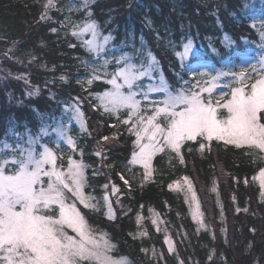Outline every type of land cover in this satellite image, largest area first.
Instances as JSON below:
<instances>
[{"label": "trees", "instance_id": "trees-1", "mask_svg": "<svg viewBox=\"0 0 264 264\" xmlns=\"http://www.w3.org/2000/svg\"><path fill=\"white\" fill-rule=\"evenodd\" d=\"M56 2L48 12L51 19L41 21L47 0H0V141L10 128L36 131L60 115L64 104L80 99L89 126L73 132L87 163L86 191L102 204L104 192L117 187L112 194L115 217L106 216L101 205L84 213L91 226L108 233L114 254L127 255L128 264H264V198L254 179L264 167L263 151L216 139L203 149L198 138L185 141L179 155L170 149L157 154L152 178L142 182V167L131 161L134 134L120 117L99 106L97 94L107 83L87 82L93 58L68 33V15L83 19L85 10L74 8L71 0ZM90 8L100 27L113 34V44L132 49L145 36L174 65L175 50L189 37L202 40L204 55L219 62L230 53L221 41L223 31L238 36L251 30L253 13L264 11V0H94ZM211 40L224 56L209 49ZM33 90L38 94L28 95ZM184 176L200 187L206 214L217 222L216 235L196 231L183 195L169 187ZM214 188L221 206L211 193ZM150 207L172 228L175 253L145 214ZM140 213L145 215L141 225ZM140 227L147 236L138 234ZM152 245L159 251L156 257L150 253Z\"/></svg>", "mask_w": 264, "mask_h": 264}, {"label": "snow or ice", "instance_id": "snow-or-ice-1", "mask_svg": "<svg viewBox=\"0 0 264 264\" xmlns=\"http://www.w3.org/2000/svg\"><path fill=\"white\" fill-rule=\"evenodd\" d=\"M88 2L89 0H83L82 7L87 8ZM52 8H56L55 0H47L44 5L45 11L40 16L41 21L51 19L48 12ZM91 15L89 11L88 17L90 18ZM71 23L79 28V31H72V36L82 38L87 33L91 34V39H82L81 43L88 52L96 56H101L105 46L113 39L111 33L101 34L95 20L88 19L82 26L77 25L76 22ZM50 31L56 33L57 29L51 28ZM224 42L230 43L227 35L224 37ZM69 47L74 48L76 45ZM182 48L183 51L177 52L176 55L183 61L193 52V39L187 38ZM146 58L148 60L146 65L143 63L136 65L132 63L130 54L125 53L120 56L116 63L117 65L122 63L123 67L118 66L111 74V79L106 81L113 86V90L103 93L100 97L105 103V111L115 113L119 108L126 107L129 110V119H132L133 114L136 116V122L132 124L130 130L135 132L134 143L139 146V152H133L132 162L141 163L148 170L152 155L156 151L163 152L165 149H170L179 155L183 142L196 141L198 137L207 141L213 139L225 141L237 146L250 144L264 149V123L260 122L264 120V55L258 61L260 68L255 64L250 65L251 73L248 77L245 76L247 69L239 73H218L217 76L212 77L215 81L221 76L232 75L241 82L240 87L231 88L229 100L223 104L217 101L215 106L210 98L206 99L202 95L206 92L210 96L215 87L214 83L202 87L199 80L194 85L185 81L184 85L173 93L168 90L161 77L158 86L155 84L149 86L147 91L141 89L137 81L144 77L155 81L153 72L160 71L156 57L150 50L146 52ZM108 63H110L108 59H103L102 66L106 69ZM252 73L259 75L260 78L246 93L243 82L250 78ZM104 75L107 76L109 73L105 71ZM195 75L196 73L193 72L194 77ZM61 79L65 77L62 76ZM100 79L101 76L93 75L87 82L91 84L93 80ZM119 80L123 83H119ZM125 86L126 93L121 91ZM195 88H199V91H195ZM153 92H165L166 95L163 101L152 102V115L145 118L138 112L140 101L136 97L142 95L148 100ZM28 95L33 93L29 92ZM220 95L222 98L225 93ZM219 108L226 109L227 115L221 116L218 113ZM75 115L83 123V114L79 109H76ZM161 119L164 121L163 125ZM124 123H128V120ZM145 138L147 143H140ZM103 139L107 141L109 138L103 137ZM68 143L75 146L71 138H68ZM200 147L203 149L205 145L201 144ZM23 151L21 149V156ZM96 155L99 156L100 152ZM181 162H183L182 156ZM45 164H52L53 168L45 171L43 167ZM9 166L13 169L10 174ZM70 170L75 178L78 192L84 178L83 165L72 161ZM150 175L151 172L147 171L145 179ZM44 176L49 177L47 189L42 186ZM62 176L63 174L55 169V156L47 148L40 153V159H36L31 151L27 152V159L19 158L15 153L12 154L11 159H0V264H83L84 261L89 260H95L98 264H110L109 259L102 255L99 243L92 237L80 212L74 206L70 211L65 210L61 189L69 188V185L64 182ZM260 177L264 178V169H261ZM113 191L115 192L116 189L113 188ZM104 199L107 203V195ZM81 203H84L83 199ZM53 204L60 205L59 218L38 214L42 208H48ZM85 207H94V205L85 203ZM108 208L110 218H113L110 204ZM140 219L141 217L138 216V223ZM65 225L77 236L67 235L63 231ZM145 234L141 233V235ZM104 247L105 249L109 247L106 240ZM169 250H172L171 246Z\"/></svg>", "mask_w": 264, "mask_h": 264}, {"label": "rangeland", "instance_id": "rangeland-1", "mask_svg": "<svg viewBox=\"0 0 264 264\" xmlns=\"http://www.w3.org/2000/svg\"><path fill=\"white\" fill-rule=\"evenodd\" d=\"M66 1V0H65ZM70 1V0H68ZM73 2L74 8H80L85 10V16L83 19H79L74 17L73 15H68L69 23L71 26L68 29V33L71 35L72 31H79L78 27H74L71 22H76L77 25L83 24L88 19L95 20L99 26V31L102 35H108L110 32L104 31L98 21L93 17H88V12H91L90 4L94 0H89L88 7H82L83 0H71ZM56 2V0H55ZM57 3V2H56ZM255 2L248 1V6L254 7ZM71 18V20H70ZM250 27L252 28L249 31L244 32L241 35H234L230 31L224 30L222 35V44L225 47V50H230V53L223 59H220L219 62H214L210 58L206 57L203 53L202 47L203 41L199 40L194 41V48L193 52L189 54V56L185 60H181L180 57L176 55L177 52H182V44L186 41L182 42L180 47L175 50V62L174 65L169 64L168 60L162 58L160 54L149 44L148 39L145 36H140L139 43L132 45V49H128L126 47L127 44L115 45L113 44V34L111 33L113 39L109 41L108 45L105 46V51L102 53L101 56H96L93 53L91 54L92 65L91 67L94 69L93 74L89 76V79L92 78L93 75L101 76V79L104 83L111 79V74L115 72L116 68L123 67V64L117 65L116 60L125 53H128L132 57V63L136 65L140 64H147L148 60L146 58V52L148 50L156 57L158 62V67L160 71L153 72V76L156 78L155 81L150 80L148 77H144L141 80L137 81V84L140 86L141 89L147 91L149 86L152 85H159V79L162 77L168 90L175 93L178 91L183 85L185 81L190 82V84H195L197 80L200 81L202 87H208L211 83L215 84L213 92L209 96L208 93H202V95L207 99L210 98L213 102V105H216V102L219 101L220 104H223L227 100L231 98L230 92L231 88L233 87H240L241 82L232 75H225L221 76L219 79L213 81L212 77L217 76L218 73H239L245 69V76L248 77L249 73H251L250 65L255 64L257 68H260L259 59L262 55H264V11L259 9L257 12L253 13V19L250 22ZM225 35L228 36L230 43L224 42ZM72 36V35H71ZM74 37V36H73ZM77 42L81 45L82 39H91V34L87 33L82 38L81 37H74ZM143 38V43H142ZM83 46V45H82ZM84 47V46H83ZM209 49L214 52L220 54V56H224L223 52L220 50L219 44L216 40H211L208 43ZM85 48V47H84ZM103 59H108L110 63H108L106 69L102 66ZM89 59H86L85 62L88 63ZM107 71L109 75L105 76L104 72ZM186 71V73H185ZM193 72L196 73L195 77L193 76ZM259 75L252 73L250 78L245 79L243 82L245 92H249L251 89V85L255 83L257 79H259ZM94 81V80H93ZM119 83H123L122 80L118 81ZM22 83V82H21ZM30 89V87H29ZM31 90V89H30ZM113 90V86L107 83V86L97 94L98 104L99 106L105 111V103L102 102L101 96L105 92H110ZM137 90V89H134ZM195 91H199V88H195ZM123 92H127V87H123L121 89ZM30 92V91H29ZM33 95H37V90L32 91ZM221 93H225V95L221 98ZM165 92H153L149 95V99L145 100L142 95H137L136 99L140 101V106L138 112L140 115L148 116L152 115L153 110V101H163L165 98ZM110 107V105H108ZM76 109L83 114L82 121L78 120L75 115ZM115 117H120L122 121L128 120V128L129 130L132 128V124L136 122V116L133 114L132 119H129V110L126 107L119 108L115 113L105 111ZM218 113L221 116L227 115V110L223 108L218 109ZM161 124H164V121L160 120ZM261 123H264L262 120ZM88 120L85 115V111L82 107L81 100L75 99L70 101L67 104H64V109L62 113L56 117H54L50 122H43L39 128L32 132L28 129L25 131H18L15 128H10L9 132L6 134L5 138L0 141V159H11L13 153H15L19 158L27 159V152L31 151L32 155L36 159H40V153L45 150V148L49 149L53 155L55 156V169L56 171L63 174L62 178L64 182L69 185V188H62L63 193V204L66 211H70L72 206L75 207L76 210L80 212V214L84 217V220L87 224V227L92 235V237L99 243L100 250L102 255L106 256L109 259L110 264H128L129 257L127 255H116L114 254V243L111 240L108 233L105 231H98L96 230L91 224L89 223L84 210L85 203L89 205H94V207L88 208H95L97 209L99 205L103 206L105 215L110 217L108 205L111 206V216L115 217L116 210L115 206L112 202V194L117 192V187L113 186L112 190H106L102 195V204H99L97 198L92 196L90 193L86 191V167L87 163L83 160L80 151L77 148V140H76V133H74L75 127H77V133H81L88 129ZM132 133L134 134L135 141L136 135L133 130ZM68 138H71L74 141V145H70L68 143ZM159 139V137H158ZM202 141L201 144L207 146L210 141L206 139L199 138ZM31 141V142H30ZM140 143H147V139L141 140ZM183 144V143H182ZM245 145V144H241ZM250 145V144H248ZM182 146V145H181ZM21 149H23V155L21 156ZM168 150V149H165ZM264 153V149H261ZM133 152H139V146L135 143V149ZM161 153L160 151H156L151 158L150 167L146 170L141 163L132 162L135 165H139L142 167L144 172L143 181L149 180L152 178L153 171H154V158L157 154ZM133 160V153L131 156ZM131 160V161H132ZM72 161H77L83 165V173L84 178L81 183V187L79 191L76 190V184L74 182L75 178L71 174L70 165ZM31 167V166H30ZM45 171H49L53 168L52 164H45L44 166ZM264 169V167L262 168ZM13 169L9 166V174ZM150 171L151 175L148 179H145L146 172ZM260 171L255 175V181L260 186V194L261 197L264 198V185H262V179L260 177ZM54 179V177H53ZM43 184L42 186L47 189L49 184V177L44 176L42 177ZM39 187V186H38ZM113 188L116 191H113ZM171 188L180 192L188 206L189 214L192 221L195 224L196 231L199 232L203 229L210 230L212 235H216L218 232L217 222L212 218H209L206 214L204 201L201 197V190L197 183L192 180L190 177L184 176L179 180H176L171 184ZM211 193L214 194L215 198L219 205V193L216 188L211 190ZM107 195L108 202L106 203L104 197ZM118 198V197H116ZM84 200V203H81V200ZM49 212V213H47ZM39 215H50L54 218H59L60 215V205L53 204L50 205L48 208H42ZM151 220L155 230L161 235L163 241L165 242L168 249H170L172 253L176 251V240L173 235L172 228L166 222V218L163 216L161 212L157 209L150 207L145 213ZM144 214L140 213L139 217H141L140 222L138 224H143ZM224 217V215H222ZM155 220V223L153 221ZM203 225V226H201ZM63 231L67 233L69 236H77V234L71 229L68 228L67 225L64 226ZM141 233H146L145 236L148 235L147 229L140 227L138 232L139 235ZM144 236V235H142ZM78 238V237H77ZM108 242L109 247L105 249L104 241ZM158 250L152 245L151 247V255L156 257L158 254ZM98 264L95 260L84 261L83 264ZM179 264H183L181 260H179Z\"/></svg>", "mask_w": 264, "mask_h": 264}]
</instances>
